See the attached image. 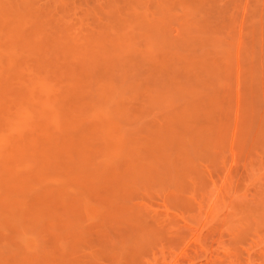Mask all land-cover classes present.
Listing matches in <instances>:
<instances>
[{
	"label": "rangeland",
	"instance_id": "1",
	"mask_svg": "<svg viewBox=\"0 0 264 264\" xmlns=\"http://www.w3.org/2000/svg\"><path fill=\"white\" fill-rule=\"evenodd\" d=\"M51 1L36 71L0 16V264H264V0Z\"/></svg>",
	"mask_w": 264,
	"mask_h": 264
},
{
	"label": "bare ground",
	"instance_id": "2",
	"mask_svg": "<svg viewBox=\"0 0 264 264\" xmlns=\"http://www.w3.org/2000/svg\"><path fill=\"white\" fill-rule=\"evenodd\" d=\"M49 1H50V3L52 2L51 0H48V3H49ZM61 1L63 2V0H61ZM12 2H13V0H12ZM66 4L64 3V6ZM51 5L54 6V8L56 7V8H59V9H63V7H64L63 6L61 8L60 6H58V2L57 1L56 2L55 1L52 2ZM33 6H34L33 0H15L14 5H10L8 8L6 7L7 9H4L3 10L2 8H0V16H2L1 18H3V20H6V21H10L11 19H13L12 21L9 22V24L7 23V25H5L7 27L5 29H8L7 32H8V40H9V42L7 40V43H9V44H7V45H9V46H7L8 47L7 48L8 49L7 51L9 52V55H10V52H11L12 55H10V56H13L12 57L13 66L16 67V68H22L23 70L32 69L33 68L34 71H36L35 70L36 67H37V70L43 68V67H41L42 64H43L42 58H45L47 56H50V53L49 52H51V50L49 49L50 48L49 46L56 44L58 41H60V38L59 37H54V39L53 38L52 39L48 38V39H50L49 41L48 40H45V38H44L45 34L43 33L44 31L39 26H38V28L37 27H34L33 28V29L36 28L35 29L36 31H38L37 29L40 28L41 30L39 29V32H36V31H33V30L31 32L30 31L27 32L26 34L25 33L22 34V32H19L20 31L19 28L21 26L27 24V22H28V20H26V18H24V15L25 14L27 15L29 12L32 13L33 12V9H34ZM40 8H41V6L39 7V9ZM48 8L50 9L51 7H48ZM28 9H29V12H28ZM45 10H47V9H45ZM56 12L54 10V14ZM33 13H36L35 12V9H34V12ZM46 13L48 14L47 11H46ZM50 13L52 14L53 12L51 11ZM26 15H25V17H26ZM43 15H44V12H43L42 16ZM38 16H40V15H38ZM44 16H47V15H44ZM7 17H8V19H7ZM4 18H6V19H4ZM37 21H39V20H37ZM37 21L35 20L34 22L37 23ZM9 48H10V51H9ZM8 52L6 54H8ZM52 52L55 53V51H53V50H52ZM47 53H49V54H47ZM40 55L41 56L43 55V56L40 57ZM45 59H44V62L46 60H48V57H47L46 60ZM29 67H32V68H29ZM38 67H40V68L38 69Z\"/></svg>",
	"mask_w": 264,
	"mask_h": 264
}]
</instances>
